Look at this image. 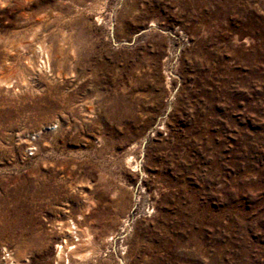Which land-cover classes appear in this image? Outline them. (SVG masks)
I'll use <instances>...</instances> for the list:
<instances>
[{
    "label": "rangeland",
    "instance_id": "374dc122",
    "mask_svg": "<svg viewBox=\"0 0 264 264\" xmlns=\"http://www.w3.org/2000/svg\"><path fill=\"white\" fill-rule=\"evenodd\" d=\"M0 264H264V0H0Z\"/></svg>",
    "mask_w": 264,
    "mask_h": 264
},
{
    "label": "built area",
    "instance_id": "2783aa9c",
    "mask_svg": "<svg viewBox=\"0 0 264 264\" xmlns=\"http://www.w3.org/2000/svg\"><path fill=\"white\" fill-rule=\"evenodd\" d=\"M34 150H35L34 146H29V148H28V154L29 155H33L34 154ZM73 229H75L74 226H73ZM72 232L74 233V230H72Z\"/></svg>",
    "mask_w": 264,
    "mask_h": 264
}]
</instances>
